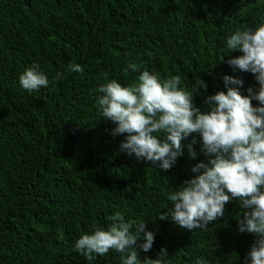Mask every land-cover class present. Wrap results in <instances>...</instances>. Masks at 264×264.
I'll list each match as a JSON object with an SVG mask.
<instances>
[{
  "label": "trees",
  "instance_id": "1",
  "mask_svg": "<svg viewBox=\"0 0 264 264\" xmlns=\"http://www.w3.org/2000/svg\"><path fill=\"white\" fill-rule=\"evenodd\" d=\"M262 21L264 0H0V264H122L114 250L88 261L74 249L116 213L154 233L150 251L137 245L141 264H243L256 237L238 230L239 201L202 229L159 219L172 207L168 194L195 175L192 166L208 162L199 135L182 141L164 171L120 151L125 136L112 135L97 100L106 79L128 86L145 70L162 80L180 75L201 110L227 91L225 75L241 79L228 86L247 95L258 81L229 66L228 55L241 53H230L227 39ZM72 63L83 73L69 72ZM32 65L49 81L36 92L18 79ZM199 79L206 88L195 92Z\"/></svg>",
  "mask_w": 264,
  "mask_h": 264
},
{
  "label": "clouds",
  "instance_id": "2",
  "mask_svg": "<svg viewBox=\"0 0 264 264\" xmlns=\"http://www.w3.org/2000/svg\"><path fill=\"white\" fill-rule=\"evenodd\" d=\"M230 53L227 63L241 72L254 75L258 89L249 87L242 95L239 78L223 77L227 91L208 96V110L193 103L194 93L180 87V75L161 79L149 71H142L138 82L122 86L116 79L105 81L98 88L97 105L101 116L113 122L112 135H122L120 151L137 160L170 170L183 153L182 141L198 134L201 150L208 162L192 166L194 176L168 194L172 207L159 213V219L170 218L181 228L192 231L206 228L209 222L225 215V205L239 201L243 210L237 218L238 230L255 235L256 239L243 264H264V21L254 29L236 30L228 39ZM224 56L222 57V61ZM132 71L136 65L130 66ZM69 72L83 73L80 64L68 65ZM62 74L58 73L60 78ZM107 75V74H106ZM19 83L28 92H36L49 84L46 75L37 65L20 72ZM206 88L203 80L195 85ZM259 102L253 106L252 100ZM195 139L188 145L191 158ZM107 228L95 226L90 233L82 234L74 249L88 261L93 254L103 256L110 250L120 253L122 264H141L139 248L148 252L154 243V233L146 229L140 219L125 220L120 214L107 217ZM143 241L142 243L140 241ZM160 253L167 255L165 249ZM145 264H163V260L144 258ZM196 264H207L197 258Z\"/></svg>",
  "mask_w": 264,
  "mask_h": 264
}]
</instances>
